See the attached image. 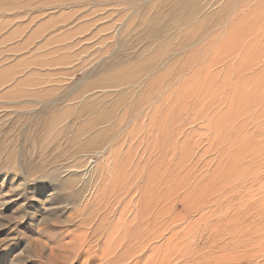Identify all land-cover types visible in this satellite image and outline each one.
<instances>
[{"label":"rangeland","instance_id":"rangeland-1","mask_svg":"<svg viewBox=\"0 0 264 264\" xmlns=\"http://www.w3.org/2000/svg\"><path fill=\"white\" fill-rule=\"evenodd\" d=\"M179 2L0 0V264H116L103 257L104 241L94 233L102 213L93 210L105 204L98 191L111 186L122 169L109 222L122 209L126 218L135 214L134 196L123 190L145 160L144 146L141 136L127 138L132 120L85 146L87 138L76 137L82 122L76 117L86 102L99 112L122 93L125 97L112 113L114 124L122 110L148 93L144 86L151 71L139 76L135 88L93 83L123 62L146 59L155 40L177 38L168 57L174 56L186 44L179 37L186 28L178 23L185 14L177 19L174 11L193 0ZM230 5L227 0H199L198 17L210 15V27H216L233 10ZM199 35L190 46L202 42ZM170 83L160 98L176 89ZM205 104L192 113L188 104L182 113L173 109L166 114L175 121V133L181 130L177 143L183 136H190L191 143L181 146L183 152L191 148L182 172L161 173L157 183L173 198L170 214L179 222L174 245L178 254L191 248L187 264H264V117L252 121L249 109L236 123L235 136L229 132L234 124L226 126L227 133L223 127L213 134L224 154L198 157L205 145L200 138L205 118L197 115ZM141 110L148 113L147 106ZM234 137L237 143L230 149ZM232 160L238 162L233 168L222 165ZM217 161L224 172L220 183L208 188L197 184L194 177L212 170ZM221 171L213 174L215 181ZM135 181L142 185L138 177ZM148 255L128 264H145ZM147 264L164 261L157 253Z\"/></svg>","mask_w":264,"mask_h":264},{"label":"bare ground","instance_id":"bare-ground-1","mask_svg":"<svg viewBox=\"0 0 264 264\" xmlns=\"http://www.w3.org/2000/svg\"><path fill=\"white\" fill-rule=\"evenodd\" d=\"M182 1L180 0L178 6L182 4ZM227 2L228 5L233 6V10L230 13L227 12L228 15L221 19V23L218 21L217 26L212 28L210 15L198 17L200 16L199 0H193L186 7L183 4L181 7H176L174 11L176 18L177 14L183 12L185 14V19L181 18L178 23L186 28L179 35L186 44L176 51L174 56L168 57L177 38H167L163 42L155 40L151 43L153 47L146 59L123 62L106 75V78L94 80L95 87L98 86L97 83L107 82L108 86L116 89L135 88L139 84V76H144L146 71H151L146 76L147 82L144 86L145 92L148 93L139 96L131 108L122 110L114 124L112 113H115L118 105L122 103L125 97L122 93L108 109L98 112L95 106L86 102L78 112L76 119H82V122L77 129L76 137H86L85 146L95 144L99 138H104V134L116 132L127 120L133 122L131 129L127 132V138L135 140L141 136L140 143L144 146L142 151L145 160L142 161L140 168L135 167L130 175L131 182L123 190V192L128 190V193L134 196L132 198L135 214L131 218L124 217L125 212L122 209L115 221L109 222L110 207L118 197L115 183L122 169L117 170L116 177H112L111 186L98 191L99 198L105 200V204L94 207V215L97 211L102 213L94 227V233L99 232L98 237L104 241L100 242L104 248L103 257L110 256L108 260L114 258L110 261L111 263L128 264L133 259L142 258L149 253L145 263L147 264L152 261L155 254L160 253L164 264L170 262L187 264L186 258L189 259L191 248L186 246L187 248H182L183 253L178 254L180 249L173 242L179 223L173 213L170 214L172 208L169 205L173 198L170 194L163 192V186L157 184L161 173L166 175L174 171L182 172L187 163V152L191 151V148L181 151V146H191L190 136H183L181 142L177 143L178 136L182 133L181 130L175 133L173 126L175 121L173 118L171 120L168 118L172 115L173 109L182 113L185 110L184 106L188 104L190 106L188 111H191L193 107L206 103L203 105L204 112L197 115L199 118H205L201 128L203 134H201L202 137L199 136L201 140L204 139L201 143L205 142V145L198 157L208 152H215L218 156L224 154L220 146L221 140L215 141L213 134L220 129L223 131V127V132L227 133L226 126L229 128L231 124H234L229 132L230 136H235L238 131L236 123L243 120L241 117L247 115L249 109L250 111L253 109L252 121L264 117V0H227ZM206 5L207 2L205 7ZM199 34L203 35L202 42L197 43L196 46H190L191 43L200 39L197 38ZM170 80V86L177 85L176 89L170 90L164 98L163 96L160 98L168 89ZM207 95L210 97L207 98ZM156 100L159 104L152 105ZM150 105H152L151 108H149ZM176 105H179V108ZM146 106L148 113L141 110ZM218 107L219 110H217ZM223 109L226 110L225 113ZM210 115L211 117L208 118ZM108 125L110 126L107 128ZM233 139V146L230 149L237 143V138ZM198 147L196 146L195 149ZM241 148L239 146L237 150L233 149V152L235 150L239 152ZM218 163V161L215 163L212 170L195 176L196 183L204 188H208L210 183L219 184L224 172L221 171ZM236 163L238 164L237 161L232 160L229 166L223 163L222 165L230 169ZM220 171L221 177L215 181L213 174L219 175L217 172ZM137 177L141 179L142 185L135 186ZM164 201H167L166 208L163 206L160 208L159 205ZM167 214L170 215L165 217Z\"/></svg>","mask_w":264,"mask_h":264}]
</instances>
